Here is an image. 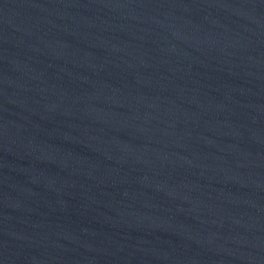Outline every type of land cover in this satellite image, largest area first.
<instances>
[{"label":"water","instance_id":"95a60500","mask_svg":"<svg viewBox=\"0 0 264 264\" xmlns=\"http://www.w3.org/2000/svg\"><path fill=\"white\" fill-rule=\"evenodd\" d=\"M0 264H264V0H0Z\"/></svg>","mask_w":264,"mask_h":264}]
</instances>
